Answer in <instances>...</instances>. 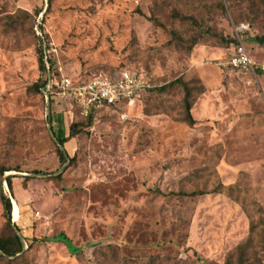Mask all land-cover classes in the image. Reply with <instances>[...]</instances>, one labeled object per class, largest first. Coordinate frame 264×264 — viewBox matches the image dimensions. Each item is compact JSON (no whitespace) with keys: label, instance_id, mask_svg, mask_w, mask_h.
<instances>
[{"label":"rangeland","instance_id":"374dc122","mask_svg":"<svg viewBox=\"0 0 264 264\" xmlns=\"http://www.w3.org/2000/svg\"><path fill=\"white\" fill-rule=\"evenodd\" d=\"M263 1L0 0V238L24 240L0 264H237L252 223L243 264H264ZM239 23L254 73L227 64ZM123 69L151 87L90 122L61 93ZM177 78L203 87L193 124L179 86L159 91Z\"/></svg>","mask_w":264,"mask_h":264},{"label":"built area","instance_id":"2783aa9c","mask_svg":"<svg viewBox=\"0 0 264 264\" xmlns=\"http://www.w3.org/2000/svg\"><path fill=\"white\" fill-rule=\"evenodd\" d=\"M246 29L247 26L244 24L236 27V44L227 64L241 71L254 73L253 62L243 42V34ZM150 87L151 84L144 76L128 70H122L112 75L96 76L76 85L68 79H62L60 82L61 93L65 97L71 98L85 114H88L92 108L121 102L131 103Z\"/></svg>","mask_w":264,"mask_h":264},{"label":"trees","instance_id":"16d2710c","mask_svg":"<svg viewBox=\"0 0 264 264\" xmlns=\"http://www.w3.org/2000/svg\"><path fill=\"white\" fill-rule=\"evenodd\" d=\"M264 3V1H263ZM223 7V5H222ZM241 23L238 24V26ZM259 43L264 44V35L263 36H259L255 38ZM236 44V40L234 42ZM39 69L41 71H47L46 68V64L44 61V53L40 52L39 55ZM123 70H127V69H123ZM122 71V70H120ZM118 71V72H120ZM129 71V70H128ZM118 72H112L111 74H106V75H112ZM48 79H44L41 83H35L33 84V88H35L37 91H40V88H44L45 85L47 84ZM79 84V83H75ZM174 86H179L182 91H183V116H182V120L184 122H186L187 124H193L194 123V118L192 116L191 113V108L192 105L194 103V98H195V94L198 93H202L203 92V87L202 85H192L189 81L183 80L182 78H177L175 80L170 81L169 83L163 85L162 87L159 88V91H165L170 87H174ZM158 90V89H157ZM119 104V103H118ZM115 105H105L99 108H92L87 115V120L90 122L91 118H92V113L95 110H101L103 108H112ZM77 107L81 110V107L77 105ZM76 125V123H71L69 126V135L65 138L63 137H57V152H58V156L59 159L64 162L66 159V155L65 152L60 148V146H62L67 140L68 137L72 138L75 136V131H74V126ZM72 159V158H70ZM5 171H8V169H3L0 168V174L2 175ZM6 182L8 184L9 187H11V177L7 176L6 177ZM207 193L206 191H193L191 192L190 195H199V194H204ZM3 203H4V207H5V211L7 213V224L10 225V215L12 216L13 219V209L14 206L12 205L10 198L7 196H3ZM14 220L16 221V219L14 218ZM256 226L254 225V223L251 224L250 227V231H249V235L247 236V238L245 239V241L241 244H239L236 248V252H237V264H243L244 261L247 259V254L249 253L248 251L253 247V244L256 243V238L260 237V235L262 234L261 232H256L255 231ZM54 241H61L64 242L68 248H70L72 251H74L75 253L80 251V248H74L71 244L70 239L65 236L64 234H59L56 237H53ZM22 250V245H21V241L20 238L16 235V234H12V236H10L9 238H0V251L7 256H14L18 253H20ZM0 258H2V256L0 255ZM232 260V255H229V257L227 258L226 264H231ZM145 264H187L184 263L181 259H176L173 257H170L168 255L166 256H151L147 259Z\"/></svg>","mask_w":264,"mask_h":264},{"label":"water","instance_id":"95a60500","mask_svg":"<svg viewBox=\"0 0 264 264\" xmlns=\"http://www.w3.org/2000/svg\"><path fill=\"white\" fill-rule=\"evenodd\" d=\"M60 148H61V146H60ZM17 236L20 238V241H21V244H22V248H23V242H24V240L21 239V237L19 235H17ZM0 254L4 255L1 251H0Z\"/></svg>","mask_w":264,"mask_h":264},{"label":"bare ground","instance_id":"6f19581e","mask_svg":"<svg viewBox=\"0 0 264 264\" xmlns=\"http://www.w3.org/2000/svg\"><path fill=\"white\" fill-rule=\"evenodd\" d=\"M14 211H15V207H14V209H13V213H14Z\"/></svg>","mask_w":264,"mask_h":264}]
</instances>
